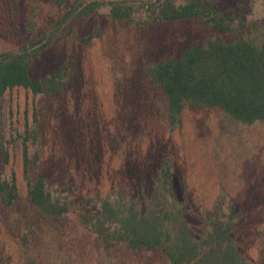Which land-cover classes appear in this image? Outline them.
Wrapping results in <instances>:
<instances>
[{
    "label": "rangeland",
    "instance_id": "rangeland-1",
    "mask_svg": "<svg viewBox=\"0 0 264 264\" xmlns=\"http://www.w3.org/2000/svg\"><path fill=\"white\" fill-rule=\"evenodd\" d=\"M111 1L0 0V54L25 46L34 54L31 76L61 70L66 83L50 95L15 88L0 97V178L15 175L18 186L13 205L0 201V264H171L158 248L105 243L83 219L92 202L127 201L143 182L144 196L151 195L162 163L170 166L173 200L190 226L200 233L216 202L234 205L242 214L241 252L264 264V122H234L219 108L190 105L172 121L148 75L151 64L224 31L201 17L157 18L165 1L190 0H115L130 6V16L120 19ZM209 1L210 17H225L231 32H264V0ZM81 3H92L94 12L77 18L79 8L60 21ZM44 35L51 41L37 51L46 40L31 42ZM39 176L55 199L68 202V213L50 219L29 202L28 182Z\"/></svg>",
    "mask_w": 264,
    "mask_h": 264
},
{
    "label": "trees",
    "instance_id": "trees-1",
    "mask_svg": "<svg viewBox=\"0 0 264 264\" xmlns=\"http://www.w3.org/2000/svg\"><path fill=\"white\" fill-rule=\"evenodd\" d=\"M67 0H52L63 5ZM209 0H190L176 5L165 1L159 11L160 20H182L201 17L222 34L233 36L207 38L185 45L178 54L151 64L149 77L162 89L168 103L172 121L190 106L219 108L230 120L245 124L264 122V32L246 36V32L233 31L231 22L217 14L211 16ZM114 18H128L130 6L123 1H111ZM73 4L72 9L60 21L78 11L77 18H85L94 12L92 3ZM30 19L27 27L34 31ZM242 33V34H239ZM244 33V34H243ZM87 36L85 41L93 38ZM37 51L47 47L51 40L45 35L31 42ZM34 54L24 46L20 51L0 54V97L9 90L24 88L33 94L50 95L66 85L61 70L33 77L30 65ZM29 134V132H27ZM27 134V137H28ZM24 140V167L27 171L28 146ZM9 150L4 149L3 160L9 161ZM151 195L144 196V182L134 187L127 199L103 198L97 205L91 203L83 219L98 238L112 245L123 242L133 250L160 249L171 264H257L246 257L239 248L240 214L234 205L225 208L216 202L208 209L205 223L198 233L190 226L186 213L177 208L173 200L172 171L167 163L153 178ZM29 202L50 219L63 216L70 208L67 201L55 199L47 188L45 178L39 176L28 182ZM18 197L16 176L0 178V201L3 207L11 206ZM230 210V211H229Z\"/></svg>",
    "mask_w": 264,
    "mask_h": 264
}]
</instances>
